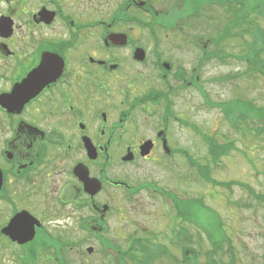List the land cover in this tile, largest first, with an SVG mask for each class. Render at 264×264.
<instances>
[{
    "label": "flooded vegetation",
    "instance_id": "1",
    "mask_svg": "<svg viewBox=\"0 0 264 264\" xmlns=\"http://www.w3.org/2000/svg\"><path fill=\"white\" fill-rule=\"evenodd\" d=\"M157 1L169 6L112 0L101 14L100 0H0V19L11 23L0 35V96L28 77L26 89L40 88L19 113L0 107V264L113 259L117 193L128 202L162 191L116 169L170 167L179 155L194 169L176 136H197L196 126L173 101L196 91L201 70L219 61L212 52L222 51L210 39L207 47L191 35L160 36L193 24L186 0Z\"/></svg>",
    "mask_w": 264,
    "mask_h": 264
},
{
    "label": "rangeland",
    "instance_id": "2",
    "mask_svg": "<svg viewBox=\"0 0 264 264\" xmlns=\"http://www.w3.org/2000/svg\"><path fill=\"white\" fill-rule=\"evenodd\" d=\"M111 1L100 0L101 14L107 13V6ZM118 1L116 0L117 3ZM196 1L201 3L203 0ZM155 2L160 3L151 0L149 4L156 11L169 6L168 3L161 6ZM246 3L249 8L258 5L264 11V0H246ZM199 13V19H192L193 27H184L181 32L160 31V36L193 35L205 43L214 37L217 28L228 19L225 13L215 7L207 6ZM253 18V23L264 32V18L250 17L251 20ZM245 40L250 41V38L246 36ZM223 43L217 46L212 43V51L221 50L233 57L210 62L209 67L203 68L199 74L196 91L178 93L173 101L176 111L184 120L193 122L197 130V136L187 131L178 133L176 139L179 147L189 148L200 165L206 164V159L208 160L207 146L199 138L202 134L217 145H233L229 154L210 165L207 173L209 181L206 182L199 176L200 179L196 168L190 169L180 155L170 167L163 160V167L143 162L136 168L116 169L117 175H125L135 186L153 183L176 195L179 202L190 201L192 206L186 207L187 210L183 209L190 221L178 218L171 204L168 205L160 195L149 190L140 191L130 201H126L128 204L117 193L116 215L112 221L113 239L109 237L116 245L117 252H113V259L110 260L94 253L90 256L91 259L87 258L88 263L81 264H136L129 256L133 253L136 257L140 256L137 250L130 251L131 243L136 239H140L151 249L158 244L166 248V255L151 264H184L182 252L185 247L199 254L196 261L192 259L187 264H264V205L256 202L242 188L233 185L230 189H225L215 184L240 182L248 185L255 193L264 195V126L259 122L239 119V130L233 128L218 110L205 105L204 98L198 91L200 89L206 92L211 103L223 101L232 104L231 114L236 111L235 116L238 118L246 109L247 103L255 107L264 106V77L249 72L245 62H235L234 56H240L244 52L240 40L233 38ZM206 44L208 47L209 42ZM196 55L199 56V51H196ZM236 70L243 73L239 80L231 79L225 84L217 82ZM235 116L232 115V123L236 121ZM179 230H183L185 235L177 237L176 232ZM218 242L219 245L213 244Z\"/></svg>",
    "mask_w": 264,
    "mask_h": 264
},
{
    "label": "trees",
    "instance_id": "3",
    "mask_svg": "<svg viewBox=\"0 0 264 264\" xmlns=\"http://www.w3.org/2000/svg\"><path fill=\"white\" fill-rule=\"evenodd\" d=\"M225 5L224 12L227 15L228 19L226 22L220 26V28H217V31L214 35V37L211 39V42L219 43L223 40L233 39L237 38L242 43V49L244 52L240 56H236L235 58L237 60L243 61L247 65V70L249 72H255L264 77V32L255 24L253 23L254 18L251 20L253 16H260L264 18V11L261 9L260 6H255L254 8H249L248 4L246 3V0H203L201 3H198V1H192L190 0V3H186L182 10L187 15H195L199 16V12L203 10L205 7L210 6H217L219 9H223ZM174 12V11H173ZM182 14V13H181ZM198 25V24H197ZM197 27V26H195ZM249 37L250 41H246L245 37ZM221 54L218 53V56ZM226 57L230 58L231 55L228 53H224V59ZM217 55L212 52L211 57H216ZM223 59V57H222ZM221 59V60H222ZM243 73L234 74V80H239V76ZM230 79V78H229ZM232 104H227L225 106H222V111L226 115V117L231 120L233 119L232 115L236 114V111L232 113L231 111ZM234 119H237L235 116ZM239 119L242 121L247 122H259L264 126V106L261 107H255L251 103H247V107L245 110H243L242 113L239 114ZM201 138L206 142V144L209 147V153L211 155H214L217 148H214L213 142L210 141V139L207 138L206 135H201ZM208 139V140H207ZM221 150V154L223 156L229 154V152L232 150L233 145L232 144H223L219 147ZM220 156H212L213 160L219 159ZM196 169L202 179H204L206 182L209 181L207 172L203 170L204 167L200 166L198 162L196 163ZM205 169V168H204ZM219 187L223 188H229L232 185H239L242 189L246 190L253 199L264 205V195L255 193L248 185H245L243 183H215ZM176 208H179V214L177 215L178 218H181L185 220L186 222H189L190 219H188L187 216H184V211L187 210L188 204L184 205L180 204L177 201H174ZM197 203V202H196ZM200 204V203H197ZM192 206V203H191ZM190 206V207H191ZM185 210L183 211V209ZM183 212V213H182ZM187 213V212H186ZM183 230H179L176 232L177 237L183 236ZM214 245H219L218 243H213ZM136 252L140 254V256H134L135 253L132 254V260H142V261H148V260H158L161 256L166 255V248L163 245H155L153 249H151L149 246H146V244L139 239H136L131 244L130 251ZM185 252H183V260L184 261H191L195 258L197 255L192 251V254L189 253L188 256H185Z\"/></svg>",
    "mask_w": 264,
    "mask_h": 264
},
{
    "label": "water",
    "instance_id": "4",
    "mask_svg": "<svg viewBox=\"0 0 264 264\" xmlns=\"http://www.w3.org/2000/svg\"><path fill=\"white\" fill-rule=\"evenodd\" d=\"M8 19H0V35H5L6 37L10 35V27L11 23L7 21ZM29 77L19 85L16 89H14L8 95L0 96V106L7 110L8 113H14L15 111H20L23 105L33 96L35 95L40 88L35 91L26 89L29 84ZM128 158H125L126 161Z\"/></svg>",
    "mask_w": 264,
    "mask_h": 264
}]
</instances>
